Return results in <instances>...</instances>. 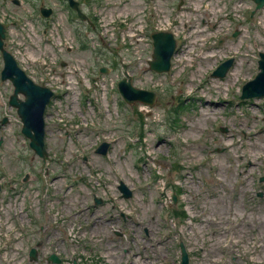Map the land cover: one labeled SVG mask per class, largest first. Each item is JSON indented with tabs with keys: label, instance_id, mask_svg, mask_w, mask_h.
<instances>
[{
	"label": "rangeland",
	"instance_id": "1",
	"mask_svg": "<svg viewBox=\"0 0 264 264\" xmlns=\"http://www.w3.org/2000/svg\"><path fill=\"white\" fill-rule=\"evenodd\" d=\"M78 1L92 30L64 0H0V18L27 26L22 32L50 65L43 74L36 64L38 82L54 91L44 162L20 121L0 132V211L25 207L30 219L29 230L0 224V264H55L47 260L53 252L68 258L63 264H178L180 240L189 264H264V96L238 98L264 51V7L251 15V0ZM41 6L52 15L43 17ZM159 30L176 41L164 73L148 66ZM79 33L84 49L70 41ZM227 56L234 61L226 75L211 76ZM123 76L158 104L124 103L116 88ZM0 90L11 94L7 81ZM102 141L105 155L95 152ZM181 205L185 220L172 214ZM35 241L36 259L28 260Z\"/></svg>",
	"mask_w": 264,
	"mask_h": 264
},
{
	"label": "water",
	"instance_id": "2",
	"mask_svg": "<svg viewBox=\"0 0 264 264\" xmlns=\"http://www.w3.org/2000/svg\"><path fill=\"white\" fill-rule=\"evenodd\" d=\"M254 1L256 3V9L264 5V0ZM73 6H76L75 3ZM80 17L85 18L82 14ZM152 37L153 60L148 62L149 66L152 70L157 72L166 71L170 66V57L175 48V40L169 32H157L154 33ZM3 38L4 28L0 24V51L3 60L1 79H9L14 87L13 93L9 98V103L17 108V113L23 123L21 131L29 138V146L37 155L44 157L46 154L44 143V109L50 97L53 95V91L48 87L35 83L25 74L24 70L17 65L13 56L3 47ZM232 61L233 59L230 58L219 64L212 75L218 77L224 76ZM258 68L259 71L254 78L247 81L242 86L241 98L260 97L264 94V52L260 53ZM100 70L106 71L103 68ZM118 87L124 99L129 103L139 100L152 105L155 102L154 93L134 88L130 79H122L119 81ZM19 95H21L22 98H20ZM6 120V118H3L1 123ZM107 147L108 144L104 142L99 145L96 151L104 154ZM118 188L123 193V196L129 197L131 195V191L124 183H120ZM180 247L181 264H188L187 253L182 242L180 243ZM30 254L32 257H35V250H32ZM49 260L59 262V259L53 254L49 257Z\"/></svg>",
	"mask_w": 264,
	"mask_h": 264
},
{
	"label": "trees",
	"instance_id": "3",
	"mask_svg": "<svg viewBox=\"0 0 264 264\" xmlns=\"http://www.w3.org/2000/svg\"><path fill=\"white\" fill-rule=\"evenodd\" d=\"M179 106H181V104H179L178 106H176L175 108H173L172 110L175 112V114H178L179 111H177V109L179 108ZM183 106V105H182ZM177 115H174L173 117V122H175L177 120ZM177 124H178V121H177ZM175 214H178L179 212L177 211H174Z\"/></svg>",
	"mask_w": 264,
	"mask_h": 264
},
{
	"label": "flooded vegetation",
	"instance_id": "4",
	"mask_svg": "<svg viewBox=\"0 0 264 264\" xmlns=\"http://www.w3.org/2000/svg\"><path fill=\"white\" fill-rule=\"evenodd\" d=\"M74 14H75V16H77V14L75 13V12H73ZM73 19H76V20H78L77 18H73ZM80 21V20H79Z\"/></svg>",
	"mask_w": 264,
	"mask_h": 264
}]
</instances>
